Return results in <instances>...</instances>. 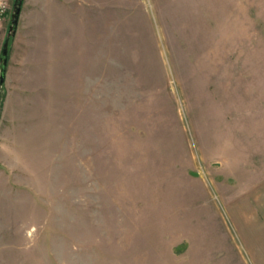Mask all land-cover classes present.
Wrapping results in <instances>:
<instances>
[{
  "label": "rangeland",
  "instance_id": "obj_1",
  "mask_svg": "<svg viewBox=\"0 0 264 264\" xmlns=\"http://www.w3.org/2000/svg\"><path fill=\"white\" fill-rule=\"evenodd\" d=\"M79 1L10 41L0 264H261L264 0Z\"/></svg>",
  "mask_w": 264,
  "mask_h": 264
},
{
  "label": "crops",
  "instance_id": "obj_2",
  "mask_svg": "<svg viewBox=\"0 0 264 264\" xmlns=\"http://www.w3.org/2000/svg\"><path fill=\"white\" fill-rule=\"evenodd\" d=\"M50 1L53 3L51 7H54V2L60 5H64V8H66L70 15H74V8L77 4H80V1L77 0V3L75 0L72 3H66L65 0H26V3L24 2V6L22 7L19 24H21V21L23 20V16L27 15L29 17L28 24L38 27L39 33L43 32V23L38 22L34 18L40 17L43 13L45 17L50 13ZM69 1V0H67ZM55 4V5H56ZM29 11L28 13H24L25 10ZM53 12V11H52ZM34 17V18H33ZM34 20V21H33ZM6 22V20L3 22V24ZM34 22V23H33ZM76 22L75 18H72L69 22V32L70 34L74 35L76 34V29L78 30V24L74 23ZM2 24V25H3ZM18 24V27H19ZM46 29L48 24L45 23ZM17 27V31H18ZM17 34V32H16ZM15 34V36H16ZM46 39H54L52 37L45 36ZM71 38L73 42V46L76 48L80 47V45L75 44L76 37H69ZM71 42V43H72ZM70 43V44H71ZM85 44L83 45V47ZM251 196V197H250ZM250 197V198H249ZM249 199L245 202H243V208L242 204H240L241 208L238 214V237L241 241V244H261L260 247L254 248V255L258 256V250L260 251V254L258 257L264 256V187H262L260 192H254L249 195ZM241 203V202H240ZM257 249V250H255ZM264 259V257H263ZM264 263V261L261 262V264Z\"/></svg>",
  "mask_w": 264,
  "mask_h": 264
},
{
  "label": "water",
  "instance_id": "obj_3",
  "mask_svg": "<svg viewBox=\"0 0 264 264\" xmlns=\"http://www.w3.org/2000/svg\"><path fill=\"white\" fill-rule=\"evenodd\" d=\"M24 0H16L14 4V13L12 15L11 26L9 28V35L4 43V47L1 53V62H2V69H1V76H0V84L3 85L5 82V75L7 71L8 65V57H9V48H10V41L15 36L17 32V27L19 24L20 14L23 7Z\"/></svg>",
  "mask_w": 264,
  "mask_h": 264
},
{
  "label": "built area",
  "instance_id": "obj_4",
  "mask_svg": "<svg viewBox=\"0 0 264 264\" xmlns=\"http://www.w3.org/2000/svg\"><path fill=\"white\" fill-rule=\"evenodd\" d=\"M11 0H0V27L11 16Z\"/></svg>",
  "mask_w": 264,
  "mask_h": 264
}]
</instances>
